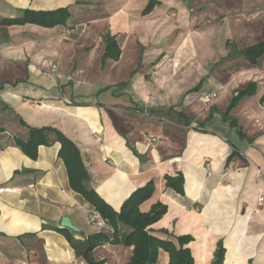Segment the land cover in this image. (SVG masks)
Listing matches in <instances>:
<instances>
[{"label":"crops","instance_id":"obj_1","mask_svg":"<svg viewBox=\"0 0 264 264\" xmlns=\"http://www.w3.org/2000/svg\"><path fill=\"white\" fill-rule=\"evenodd\" d=\"M157 1L143 14L149 0H0V264H88L66 234L85 241L99 233L88 219L92 206L71 187L61 145L28 157L15 145L28 138L20 121L69 139L89 187L116 212L153 183L140 211L162 204L167 212L149 233L178 248V238L191 237L184 248L194 264H213L219 242L224 264H264V104L254 102L264 92V57L258 67L242 56L213 62L199 59L187 34L167 43L172 21L186 17L185 0ZM64 8L71 14L64 26L5 24L25 11ZM107 35L117 59L105 57ZM174 47L178 53L168 54ZM225 61L233 66L217 71ZM252 83L256 95L230 114L234 128L223 115ZM178 176L183 194L167 188V177ZM64 218L80 232L64 228ZM127 230L120 225L121 234ZM132 255L111 244L93 253L104 264H128ZM157 264H170L169 254L161 250Z\"/></svg>","mask_w":264,"mask_h":264},{"label":"trees","instance_id":"obj_2","mask_svg":"<svg viewBox=\"0 0 264 264\" xmlns=\"http://www.w3.org/2000/svg\"><path fill=\"white\" fill-rule=\"evenodd\" d=\"M159 2L157 0H149L143 14H150ZM69 8L59 9L51 12H34L25 11L23 16L14 20H7L5 24H35L47 28L55 26H64L70 18ZM107 43L106 58L117 59L120 52L112 53L117 50L115 38L111 35L105 37ZM229 43V42H228ZM230 44V43H229ZM242 56L245 57L249 64L258 67L259 61L264 57V42L250 46L243 51L233 52L229 57ZM232 103L227 112L223 115L225 121L230 122L234 128H239L238 123L230 114L238 103L245 97L255 96L257 93V85L249 84L245 88L236 92ZM264 104V96L261 99ZM22 126L28 129V138L26 140H15L18 146L28 157L36 159L38 150L41 146H51L59 143L61 145L60 157L65 162L72 189L83 196V198L92 206V208L107 221L112 233L99 232L90 236L85 241H77L70 235L66 234L68 242L74 249L78 257L83 258L88 264H104L98 262L93 256L94 250L104 244L123 245L127 248H133V255L128 264H157L159 252L161 250L167 252L170 257V264H194V259L189 249L184 247L192 241L191 237H180L177 239L179 248L170 241H164L152 236L148 228L157 223L167 212V208L162 204H156L149 213H142L140 206L149 200L154 193V184L150 183L146 187L136 191L123 205L120 212H116L108 203H106L97 192L89 187V175L83 165L80 152L76 146L67 139L61 132L53 128H31L23 121ZM240 136H243L241 129L238 130ZM236 154V150L229 157L230 163ZM183 178L167 177V188H171L183 194ZM120 225L128 230L121 234ZM65 233L64 231H59ZM225 248L223 242H219L215 252L213 264H224Z\"/></svg>","mask_w":264,"mask_h":264},{"label":"rangeland","instance_id":"obj_3","mask_svg":"<svg viewBox=\"0 0 264 264\" xmlns=\"http://www.w3.org/2000/svg\"><path fill=\"white\" fill-rule=\"evenodd\" d=\"M185 5L186 17L184 18L183 14H179L178 17L181 19L180 28L177 23L179 19L176 18L175 13L172 14L173 18L178 20L172 21L170 28L175 27L176 32H171L169 29L167 43L176 42L177 39L187 34L193 41V49L200 60L206 55H212V57L214 56L212 61L217 62L222 57H229L233 52L243 51L255 43L264 42V15H251V13L263 10L264 0H185ZM253 33H255L254 36L251 35ZM180 44L181 42L179 46ZM178 51L179 49L174 47L173 51L168 54L175 55ZM229 63L225 61L218 67L216 65L217 71L221 70L222 73H226L233 66L232 63ZM206 66L210 69L212 64ZM194 72H200L198 66L194 67L192 71V74L195 75ZM189 85L188 81L185 87ZM259 88L262 89V92L264 91V82L259 84ZM262 94L261 97L260 95L254 97L256 105L263 98L264 92ZM221 97H223L221 100L225 102L226 96ZM228 102L226 103L228 104Z\"/></svg>","mask_w":264,"mask_h":264},{"label":"built area","instance_id":"obj_4","mask_svg":"<svg viewBox=\"0 0 264 264\" xmlns=\"http://www.w3.org/2000/svg\"><path fill=\"white\" fill-rule=\"evenodd\" d=\"M152 141V140H151ZM3 154V150L0 148V156ZM234 165L230 162L227 165V171L232 172ZM88 219L89 222L99 231L105 233H112L113 230L109 227L106 220H104L99 213H97L94 209L88 211Z\"/></svg>","mask_w":264,"mask_h":264},{"label":"water","instance_id":"obj_5","mask_svg":"<svg viewBox=\"0 0 264 264\" xmlns=\"http://www.w3.org/2000/svg\"><path fill=\"white\" fill-rule=\"evenodd\" d=\"M62 226H63L64 228L70 229V230H72V231H74V232H77V233L80 232V230H79L77 227H75V226L72 224V222L70 221V219H68V218H64V219L62 220Z\"/></svg>","mask_w":264,"mask_h":264}]
</instances>
